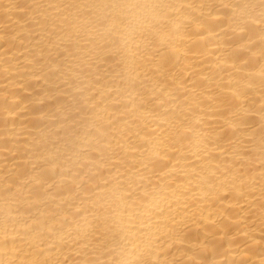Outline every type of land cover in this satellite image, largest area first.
I'll return each instance as SVG.
<instances>
[{
  "label": "bare ground",
  "instance_id": "6f19581e",
  "mask_svg": "<svg viewBox=\"0 0 264 264\" xmlns=\"http://www.w3.org/2000/svg\"><path fill=\"white\" fill-rule=\"evenodd\" d=\"M0 264H264V0H0Z\"/></svg>",
  "mask_w": 264,
  "mask_h": 264
}]
</instances>
